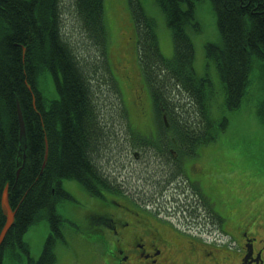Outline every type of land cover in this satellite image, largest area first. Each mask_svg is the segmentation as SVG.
<instances>
[{"label": "trees", "instance_id": "1", "mask_svg": "<svg viewBox=\"0 0 264 264\" xmlns=\"http://www.w3.org/2000/svg\"><path fill=\"white\" fill-rule=\"evenodd\" d=\"M153 1L170 30L173 55L170 59L162 56L155 23L144 14L139 0H127L155 125L154 139L138 134L134 139L108 67L103 0H70L74 29L61 23L62 0H0V202L7 187L8 204L14 212L13 225L0 245V264L7 253L14 260L25 257L27 264L55 263L53 239L63 222L56 206L68 199L60 188L62 180L76 181L90 196H96L99 189L121 192L116 177L97 164L101 152L111 149L110 137L118 133L111 132L103 118L110 116L125 129L128 143L120 144L122 151L126 144L132 152L137 148L152 151L148 146L156 144V134L161 129L166 132L180 158L172 157V161L166 157L162 162L166 161L164 184L183 175V158L195 156L197 147L214 141L225 129V118L215 121L210 117L203 79L193 68L194 49L188 30H198L192 11L198 0ZM211 1L222 47L216 50L209 46L207 55L215 60L226 90L225 104L232 111L240 105L251 60L264 61V0ZM182 3L188 4L187 9L181 8ZM72 32L82 39L78 44L82 46L83 65L75 52ZM46 73L52 75L56 99H48L39 89ZM99 85L113 96V107H109L108 98L99 104L104 94ZM17 106L25 128L24 149ZM261 107L264 111V102ZM42 219L48 223L49 233L33 261L23 236ZM4 222L0 205V231Z\"/></svg>", "mask_w": 264, "mask_h": 264}, {"label": "rangeland", "instance_id": "2", "mask_svg": "<svg viewBox=\"0 0 264 264\" xmlns=\"http://www.w3.org/2000/svg\"><path fill=\"white\" fill-rule=\"evenodd\" d=\"M140 4L145 15L155 23L162 56L170 59L173 55V43L161 9L153 0H140ZM61 5L64 12L61 23H65L68 29H74L75 20L69 10L70 0H62ZM187 7L188 4H181V8ZM192 11L198 25L196 32L188 30L194 49V71L203 79L202 84L210 105V117L215 121H222L224 118L227 120L225 129L218 133L214 141L197 147L194 157L183 160L196 194L183 175L174 182L163 183L166 173L163 176L162 168L164 169L167 161L166 157L172 160V156L177 159L178 155H174V148L162 129L159 135L156 134V144L148 146L152 151L137 148L132 152L127 144L122 146V151L120 144L128 143L125 129L110 116L103 118V124L111 132L118 133H113L114 136L110 137L111 149L101 152L97 164L106 174L116 177L126 197L136 203H144L151 212L166 218L165 222L172 224L177 230L188 225L194 226L197 221L206 223L214 231L219 232L222 226L226 232L231 233L234 231L232 226L247 216L255 221L264 217V111L261 110L264 102V61L256 58L251 60L248 83L243 90L240 106L233 111L228 110L217 65L214 58L207 55L209 46L216 50L222 47L212 1H195ZM103 21L108 67L127 111L128 123L133 130L132 136L135 139L138 134L151 139L150 136L155 130L154 109L139 67L135 29L127 0H103ZM63 29L68 33L65 27ZM73 34L70 37L81 60L80 65H83L85 61L80 54L82 46L78 44L82 39L77 32ZM96 76L101 78L98 72ZM99 86L103 91L105 87ZM39 89L48 99L57 98L50 73L45 74ZM101 97L99 104L103 98H108L111 102L113 96L104 93ZM109 107H113L112 102ZM140 145L147 147L143 143ZM164 160L165 163H162ZM153 184L155 187L152 188ZM61 186L72 199H65L56 206V212L63 220L60 229L63 240L56 243L55 255L57 251L60 254L54 264H91L94 256L85 245L82 231H88L84 229L85 216L96 208L98 200L86 195L76 181L63 180ZM105 195L110 201L124 205L121 197ZM203 199L208 201L211 210L223 221L209 216ZM242 206L248 208L238 216ZM243 225L244 221L239 228ZM257 233L260 237L263 236V228ZM47 234L48 224L43 219L30 226L24 234L23 240L29 246L32 260L39 257ZM176 249L177 245L173 243L171 251ZM2 264H27V260L25 257L14 260L7 253Z\"/></svg>", "mask_w": 264, "mask_h": 264}, {"label": "flooded vegetation", "instance_id": "3", "mask_svg": "<svg viewBox=\"0 0 264 264\" xmlns=\"http://www.w3.org/2000/svg\"><path fill=\"white\" fill-rule=\"evenodd\" d=\"M123 204L105 198L86 214L82 238L93 253L91 264H264V218L245 217L241 228L212 234L206 223L177 230L143 204Z\"/></svg>", "mask_w": 264, "mask_h": 264}, {"label": "water", "instance_id": "4", "mask_svg": "<svg viewBox=\"0 0 264 264\" xmlns=\"http://www.w3.org/2000/svg\"><path fill=\"white\" fill-rule=\"evenodd\" d=\"M17 115H18L19 129H20V138L23 144L25 133H24V125H23L22 116H21L19 107L17 108ZM0 204H1V209L6 218L5 225L0 232V245H1L7 231L9 230L10 226H12L13 221H14V212L11 211L8 205L7 188H5L3 191Z\"/></svg>", "mask_w": 264, "mask_h": 264}]
</instances>
